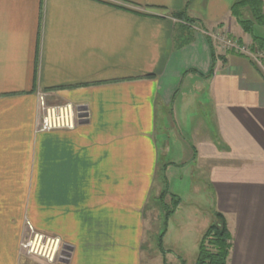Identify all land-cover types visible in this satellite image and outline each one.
I'll return each mask as SVG.
<instances>
[{
    "label": "crops",
    "instance_id": "crops-1",
    "mask_svg": "<svg viewBox=\"0 0 264 264\" xmlns=\"http://www.w3.org/2000/svg\"><path fill=\"white\" fill-rule=\"evenodd\" d=\"M233 1L0 0V264H141L157 113L184 80L208 110L189 154L229 230L226 264H264V50L213 38L249 50ZM38 90L84 117L36 130ZM26 221L59 237L54 262L21 249Z\"/></svg>",
    "mask_w": 264,
    "mask_h": 264
},
{
    "label": "rangeland",
    "instance_id": "rangeland-1",
    "mask_svg": "<svg viewBox=\"0 0 264 264\" xmlns=\"http://www.w3.org/2000/svg\"><path fill=\"white\" fill-rule=\"evenodd\" d=\"M219 44L225 47L221 40ZM197 84L187 86L184 80L166 106L167 111L157 113L156 140L161 170L157 171L158 185L154 184L145 209L141 264H194L201 236L214 221L206 179L195 169L189 154L191 145L199 139L194 130L208 118ZM168 162V167L162 169ZM161 174L165 176L168 190L165 205L156 197L163 188ZM158 188L159 192L154 195ZM169 193L180 198L178 205L175 206ZM166 208L172 211L167 219Z\"/></svg>",
    "mask_w": 264,
    "mask_h": 264
},
{
    "label": "trees",
    "instance_id": "trees-1",
    "mask_svg": "<svg viewBox=\"0 0 264 264\" xmlns=\"http://www.w3.org/2000/svg\"><path fill=\"white\" fill-rule=\"evenodd\" d=\"M230 12L241 28L251 35V43L248 45L249 51L251 53H257L259 50H264V36H257L253 33V26H264L263 1L234 0L230 6ZM245 12H248L246 16ZM176 15L181 16L179 12ZM186 21L189 22L192 21V19L188 18ZM255 68L264 78L260 68ZM213 71L214 67H210L206 75L210 76ZM168 164L169 163L163 164L162 169ZM160 170V167L157 168L158 172H160ZM161 176L163 188L159 193L158 201H160L162 205H165L164 196L168 194V190L166 188L165 176L163 174H161ZM169 194L175 206L178 205L180 198L175 194ZM170 212L172 211L167 210V208L165 209L166 219ZM164 222L166 223V221ZM230 239V233L223 215L220 212H215L214 221L208 225L201 236L194 264H226L231 247ZM161 251L164 252L163 250Z\"/></svg>",
    "mask_w": 264,
    "mask_h": 264
},
{
    "label": "built area",
    "instance_id": "built-area-1",
    "mask_svg": "<svg viewBox=\"0 0 264 264\" xmlns=\"http://www.w3.org/2000/svg\"><path fill=\"white\" fill-rule=\"evenodd\" d=\"M213 38L218 42L221 40L225 48H232L239 52L251 54L248 49L225 34L215 33ZM36 96L40 111V119L36 126V130L38 131H50L54 129L71 130L84 117L83 111L71 102L49 104L46 101V94L41 90L36 92ZM26 225L28 231L26 236L21 240V249L27 254L38 256L49 263L54 262L61 249L59 237L35 230L29 221H26Z\"/></svg>",
    "mask_w": 264,
    "mask_h": 264
},
{
    "label": "water",
    "instance_id": "water-1",
    "mask_svg": "<svg viewBox=\"0 0 264 264\" xmlns=\"http://www.w3.org/2000/svg\"><path fill=\"white\" fill-rule=\"evenodd\" d=\"M64 254H66V253L64 252Z\"/></svg>",
    "mask_w": 264,
    "mask_h": 264
}]
</instances>
